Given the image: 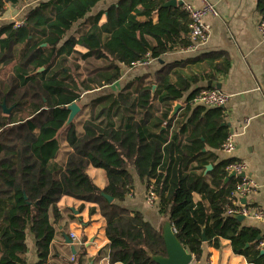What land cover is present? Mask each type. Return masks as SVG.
Masks as SVG:
<instances>
[{
    "label": "trees",
    "instance_id": "16d2710c",
    "mask_svg": "<svg viewBox=\"0 0 264 264\" xmlns=\"http://www.w3.org/2000/svg\"><path fill=\"white\" fill-rule=\"evenodd\" d=\"M24 1L0 0V16ZM107 1L47 0L31 8L20 26L0 27V264H27L28 233L35 237L38 264H51L64 197L97 206L106 221L110 264H157L149 253L167 255L159 230L143 214L121 206L134 195L131 170L147 192L153 188L159 214L170 220L196 261L205 244L219 247L228 240L236 255L264 264L261 232L226 215L237 201L240 179L224 184L234 159L215 163V156L203 152L206 146L221 149L229 135L222 126L226 110L196 107L180 123L181 131L171 134L174 103L215 73L226 75L228 57L166 65L150 79L128 83L118 95L102 93L81 105L65 127L67 107L80 104L83 93L114 85L146 56L158 60L192 44L191 17L183 6L166 8L168 0H118L92 15ZM258 10L264 20V0H258ZM201 62L206 64L202 75H185L184 66ZM200 91L185 100L188 111ZM3 104L11 109L9 115ZM208 165L213 170L204 175ZM91 167L106 172V188L90 177ZM97 208H90V215ZM82 257H74L75 263L83 264Z\"/></svg>",
    "mask_w": 264,
    "mask_h": 264
},
{
    "label": "crops",
    "instance_id": "0c3cea01",
    "mask_svg": "<svg viewBox=\"0 0 264 264\" xmlns=\"http://www.w3.org/2000/svg\"><path fill=\"white\" fill-rule=\"evenodd\" d=\"M117 1L109 0L101 3L92 15L107 10L111 4L117 3ZM207 1L215 6L219 15L208 14L205 17L206 23L211 28L210 37L205 46L195 54L177 51L165 54L149 66L126 68L121 80L108 87L112 89L108 90V93L118 95L128 83L144 76L150 79L166 65L204 59L206 56L228 57L230 69L226 75L215 73L216 75L210 80L211 83L205 80L193 85L182 100L174 103L173 109L177 104L181 107L178 113L172 117L174 123L171 134L181 131L180 123L187 122L196 107H204L193 101L192 107L188 111L185 100L191 92L196 89H213L209 86L217 82L216 84L221 86V90L230 96L229 101L223 107L227 114V122L223 127L229 128L228 134L236 135L237 150L233 156H229L222 149H212L206 146L203 152L215 156V163L234 159L246 164L247 176L257 186V189L247 199L240 198L234 203L247 207L253 216L257 210H264V36L259 30L262 16L258 10V0ZM183 2L197 8H202L204 4L203 0H183ZM11 8L15 7L11 6ZM30 10L31 8L26 10V13ZM105 20L104 16L101 23H104ZM75 30L76 27L73 32ZM78 50L85 52L83 48H78ZM205 65V62H201L200 65L188 64L182 70L187 76L202 75ZM131 173L134 180V195L122 202L121 206L143 214L145 220L159 230L167 218L165 219L159 214L156 201L154 204L148 202L146 183L140 180L134 170H131ZM208 173H204V175ZM89 175L99 188L104 189L108 186L109 181L105 171L91 167ZM244 199L247 200V203H243ZM58 207L63 219L55 226L56 234L52 242L50 263L76 264L73 258L83 255V264H110L109 241L105 233L106 221L97 206L64 197ZM93 207L97 208V211L90 215V208ZM242 226L256 228L264 236V222L248 216L245 217ZM72 233L77 235V241L71 239ZM66 238L71 239L72 244H68ZM27 246V264H38L36 241L31 233L27 235ZM73 250H75V254ZM203 250L201 259L196 261L194 258L191 264H206L210 259L213 264H250L244 256L236 255L233 252L228 240H221L219 247L205 244Z\"/></svg>",
    "mask_w": 264,
    "mask_h": 264
},
{
    "label": "built area",
    "instance_id": "2783aa9c",
    "mask_svg": "<svg viewBox=\"0 0 264 264\" xmlns=\"http://www.w3.org/2000/svg\"><path fill=\"white\" fill-rule=\"evenodd\" d=\"M170 1V0H168ZM178 2H183V0H177ZM204 4L202 8H197L189 3H183V8L191 17V41L192 44L180 50L183 53L195 54L197 53L203 46H205L209 40L211 28L206 23L205 17L208 14H212L213 16H218L219 13L215 6L208 2L207 0H203ZM22 22L17 23V26H20ZM259 30L261 34L264 36V20L259 22ZM155 61L151 59L149 56H146L143 60H140L133 64V67H146L152 64ZM229 95L224 93L222 90L213 88V89H205L198 93L194 102L200 106H204L207 108H221L226 105L229 101ZM222 151L229 156H233L237 150L236 145V135L229 134L225 141L222 144ZM227 172L230 174L231 172L236 173V177L239 178L238 183L236 185V191L234 193V197L237 199L240 198H248L253 193H255L257 186L250 180L247 176V166L246 164L239 161H232L227 167ZM241 174H245L244 177H240ZM155 193L153 192V188L151 187L148 191L147 199L149 203H155ZM251 211L245 207L244 205H237L234 203L233 207L228 206L226 210V215L228 216H244V217H252L257 221L264 222V210H257L251 216ZM71 239L73 241H77L78 237L75 233L71 234ZM261 249L264 251V240L260 244ZM74 259V258H73ZM206 264H213L210 259Z\"/></svg>",
    "mask_w": 264,
    "mask_h": 264
},
{
    "label": "water",
    "instance_id": "95a60500",
    "mask_svg": "<svg viewBox=\"0 0 264 264\" xmlns=\"http://www.w3.org/2000/svg\"><path fill=\"white\" fill-rule=\"evenodd\" d=\"M183 3L184 2L182 1L178 2L177 0H170L165 4L164 7L169 8V7L183 6ZM43 71H44V68H41L38 72L41 73ZM216 83L217 82H214L213 84H211V87L221 90V86ZM155 90H156V86L153 87L152 94L155 93ZM180 107L181 106L179 104H177L174 107L173 112L170 115L171 118L178 113ZM2 109L5 115H9L11 112V109H8L6 104H3ZM67 109L70 111V115H69V118H68V121L65 127H68L69 125H71L82 110L78 103H73L69 105ZM224 125L225 124H223L222 126ZM212 169L213 167L211 165L207 166L205 173H208ZM244 176L245 174L240 175V177H244ZM234 177H236V173L231 172L229 176L225 179L224 184H226L231 178H234ZM104 196L108 201L113 202L112 197L108 195H104ZM243 203H247V200L244 199ZM235 218L239 220L240 222H243L245 220V217L241 215L236 216ZM159 232L164 239L167 255L166 256H155L149 253V256L152 258V260L155 263L157 264H191L192 263L194 256L179 241L178 235L175 229L173 228L169 219L165 220L161 224ZM203 237H204V242H205L206 241L205 229L203 231ZM66 241L68 244H72L71 239L66 238ZM73 252L74 254L76 253L75 250H73ZM262 254H264V252H262Z\"/></svg>",
    "mask_w": 264,
    "mask_h": 264
},
{
    "label": "rangeland",
    "instance_id": "374dc122",
    "mask_svg": "<svg viewBox=\"0 0 264 264\" xmlns=\"http://www.w3.org/2000/svg\"><path fill=\"white\" fill-rule=\"evenodd\" d=\"M42 1H46V0H40V1L39 0H36V1L27 0V1L21 2L14 9H12L11 6H9V8L5 12V14L0 16V27L3 26L4 24H10V23H15L17 26V23L22 22L23 16L26 14V10L32 8L33 6H36L37 4H39ZM22 11H23V13L21 14ZM108 90L111 91L112 89L107 88L105 90H99V91H96L94 93H90V92L89 93H87V92L83 93V96H82L83 99H82V102L79 104V106L81 107V105L88 104L96 96H98L102 93H107ZM8 109H10V108H8Z\"/></svg>",
    "mask_w": 264,
    "mask_h": 264
}]
</instances>
